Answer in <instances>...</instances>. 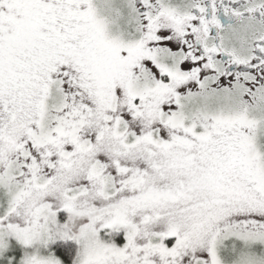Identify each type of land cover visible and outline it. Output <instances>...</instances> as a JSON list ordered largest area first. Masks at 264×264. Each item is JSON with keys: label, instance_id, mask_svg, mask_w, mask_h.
I'll return each instance as SVG.
<instances>
[{"label": "snow or ice", "instance_id": "6c2138e0", "mask_svg": "<svg viewBox=\"0 0 264 264\" xmlns=\"http://www.w3.org/2000/svg\"><path fill=\"white\" fill-rule=\"evenodd\" d=\"M0 264H264V0H0Z\"/></svg>", "mask_w": 264, "mask_h": 264}]
</instances>
